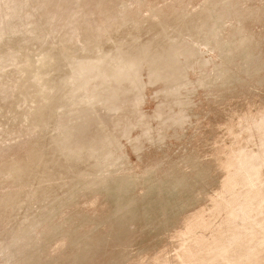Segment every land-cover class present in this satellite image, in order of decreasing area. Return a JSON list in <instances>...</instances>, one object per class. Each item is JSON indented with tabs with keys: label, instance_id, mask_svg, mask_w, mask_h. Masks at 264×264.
I'll return each mask as SVG.
<instances>
[{
	"label": "rangeland",
	"instance_id": "374dc122",
	"mask_svg": "<svg viewBox=\"0 0 264 264\" xmlns=\"http://www.w3.org/2000/svg\"><path fill=\"white\" fill-rule=\"evenodd\" d=\"M0 264H264V0H0Z\"/></svg>",
	"mask_w": 264,
	"mask_h": 264
},
{
	"label": "bare ground",
	"instance_id": "6f19581e",
	"mask_svg": "<svg viewBox=\"0 0 264 264\" xmlns=\"http://www.w3.org/2000/svg\"><path fill=\"white\" fill-rule=\"evenodd\" d=\"M220 16V15H219ZM203 18V17H202ZM182 21V20H181ZM190 23H192V22H190ZM211 25V24H210ZM190 26H192V25H190ZM189 26V27H190ZM193 27V26H192ZM190 29V28H189ZM130 30H131V28H130ZM193 30V29H192ZM192 30H190V31H192ZM127 31H129V29L127 30ZM136 31V30H135ZM188 31V30H187ZM126 32V31H125ZM193 32H194V30H193ZM202 32V31H201ZM200 33V32H199ZM202 34H203V32H202ZM200 36H202V35H200ZM174 41V40H173ZM172 41V42H173ZM114 43V42H113ZM165 48V47H164ZM229 48V47H228ZM229 52V51H228ZM64 73H66V72H64ZM66 166V165H65ZM65 166H63V167H65ZM62 169V168H61ZM64 170V169H63ZM16 172V171H15ZM16 176H18V175H16ZM47 209V208H46ZM45 210V209H44ZM120 211V210H119ZM15 241V240H14ZM13 249V248H12Z\"/></svg>",
	"mask_w": 264,
	"mask_h": 264
}]
</instances>
